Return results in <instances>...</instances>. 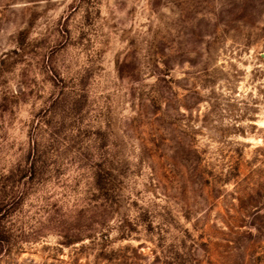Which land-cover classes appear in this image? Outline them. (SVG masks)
Wrapping results in <instances>:
<instances>
[{
	"label": "rangeland",
	"instance_id": "rangeland-1",
	"mask_svg": "<svg viewBox=\"0 0 264 264\" xmlns=\"http://www.w3.org/2000/svg\"><path fill=\"white\" fill-rule=\"evenodd\" d=\"M0 264H264V0H0Z\"/></svg>",
	"mask_w": 264,
	"mask_h": 264
}]
</instances>
